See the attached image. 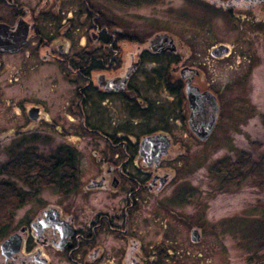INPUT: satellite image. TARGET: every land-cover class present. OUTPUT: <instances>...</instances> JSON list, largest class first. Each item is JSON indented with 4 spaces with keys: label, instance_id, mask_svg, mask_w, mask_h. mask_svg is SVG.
Masks as SVG:
<instances>
[{
    "label": "flooded vegetation",
    "instance_id": "flooded-vegetation-1",
    "mask_svg": "<svg viewBox=\"0 0 264 264\" xmlns=\"http://www.w3.org/2000/svg\"><path fill=\"white\" fill-rule=\"evenodd\" d=\"M204 1L205 9L214 16L225 15L233 29L246 21L257 31L263 23L255 17L264 7L262 0ZM164 2L0 0V144L47 138L86 142L93 159L89 175L81 180L77 153L70 147L58 148L42 164L44 173L51 172V163L64 166L52 184L42 187L55 188L60 198L79 190L84 206L78 213L60 201L16 220V210L7 213V207L33 202L39 188V157L32 148L15 155L7 170H16L22 185L0 181V264H166L168 251L160 243L158 248H143L136 238L135 213L141 197L156 198L169 183L166 162L181 144L177 130L184 129L198 141L188 127L186 85L208 92L216 102L208 139L218 125L220 103L216 91L194 84L202 65L192 55V61L183 56L182 40L146 19L116 12ZM208 53L211 59L222 60L233 49L216 43ZM38 75L61 95L55 110L45 109L34 98ZM105 80H114L111 88L101 86ZM208 103L195 113L196 121H205ZM147 138H155L156 151L161 142L169 143L157 162L140 154Z\"/></svg>",
    "mask_w": 264,
    "mask_h": 264
},
{
    "label": "rangeland",
    "instance_id": "rangeland-1",
    "mask_svg": "<svg viewBox=\"0 0 264 264\" xmlns=\"http://www.w3.org/2000/svg\"><path fill=\"white\" fill-rule=\"evenodd\" d=\"M202 2L206 3L165 0L163 5L116 9L117 14L128 12L135 19H146L156 28H165L175 40H182L183 56L191 61L194 57L202 65L194 84L201 90L216 91L220 103L218 125L209 139L195 141L184 129L175 133L181 144L166 162L170 181L156 198L141 197L134 220L136 238L143 248H158L160 243V248L168 251L166 264H264V246L254 239L264 220V7L256 11L255 17L263 23L255 31L246 21L231 28L232 21L223 14L214 16ZM216 43L229 45L232 55L211 59L208 51ZM35 84L34 98L42 101L45 109L55 110L62 100L59 91H52L40 75ZM11 112V107L7 108V114ZM118 117L125 125L122 112ZM63 147L77 153L78 178L88 176L93 166L88 143H59L47 138L44 142L0 144V181L22 185L16 170L8 171L15 155L32 148L38 159L47 160ZM81 197L80 191L74 190L60 198L55 188L39 185L33 202L7 207V213L16 210L13 215L17 220L60 201L78 213L84 206ZM192 230L199 233L197 243L190 240Z\"/></svg>",
    "mask_w": 264,
    "mask_h": 264
},
{
    "label": "water",
    "instance_id": "water-1",
    "mask_svg": "<svg viewBox=\"0 0 264 264\" xmlns=\"http://www.w3.org/2000/svg\"><path fill=\"white\" fill-rule=\"evenodd\" d=\"M131 72H132V69L128 70L125 76L123 78H120L119 80L124 81ZM111 84H114V80L113 81L105 80L101 84V86L103 88L109 89L112 87ZM185 96L187 98L188 107L190 110V115L188 118V127L190 129L189 131H191L196 136L198 141L204 142L208 139L215 125V120H216L215 118L217 116L216 102L211 94H209L208 92L200 93L195 87L193 86L191 87L189 84L186 85ZM206 101L209 102L208 103L209 105L207 104V108H206L207 110L204 112L205 121L204 122L196 121L194 118L195 113L197 111H199V113L201 112V105ZM155 141H156L155 138L153 139L147 138L142 141V144L140 145V154L143 156L144 159L147 158L149 159V161L157 162L161 156L166 155L167 148L169 147V143L167 141L161 142L160 143L161 147L159 148V150L156 151L155 149L156 143H154ZM154 151L156 153H154ZM152 154L154 157H152ZM162 179L163 180H161V182L162 183L165 182L164 178ZM199 239H200L199 233L196 230H192L191 235H190L191 242L197 243ZM11 241H12V238H10L7 241V244L11 243Z\"/></svg>",
    "mask_w": 264,
    "mask_h": 264
},
{
    "label": "trees",
    "instance_id": "trees-1",
    "mask_svg": "<svg viewBox=\"0 0 264 264\" xmlns=\"http://www.w3.org/2000/svg\"><path fill=\"white\" fill-rule=\"evenodd\" d=\"M65 155V154H64ZM42 164H46L45 160L39 159V173H38V181L40 186H48L49 184L53 183V180L57 177V172L59 168H63L64 166L61 165H54L50 164L51 172H42L41 169L43 168ZM30 168V167H29ZM54 170V171H53ZM23 178H26V175H23ZM60 178V177H59ZM58 182H55V184ZM264 211V210H263ZM264 213V212H263ZM254 237V236H253ZM254 239H258V241L262 242V247L264 246V220L261 221L260 230L258 232V236H255Z\"/></svg>",
    "mask_w": 264,
    "mask_h": 264
}]
</instances>
